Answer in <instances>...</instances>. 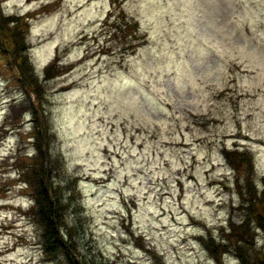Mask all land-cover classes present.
I'll use <instances>...</instances> for the list:
<instances>
[{
    "label": "rangeland",
    "instance_id": "1",
    "mask_svg": "<svg viewBox=\"0 0 264 264\" xmlns=\"http://www.w3.org/2000/svg\"><path fill=\"white\" fill-rule=\"evenodd\" d=\"M0 12V264H242L239 226L264 254V0ZM39 164L70 198L73 263L44 254Z\"/></svg>",
    "mask_w": 264,
    "mask_h": 264
},
{
    "label": "trees",
    "instance_id": "2",
    "mask_svg": "<svg viewBox=\"0 0 264 264\" xmlns=\"http://www.w3.org/2000/svg\"><path fill=\"white\" fill-rule=\"evenodd\" d=\"M3 18L0 12V19ZM7 20L9 22H14L15 25L13 27H10V36L13 37V48L16 47V44L18 42V39H20V32L22 30L20 24L16 20V18L7 17ZM135 20V19H134ZM129 21V22H128ZM127 25L132 24L130 20L127 21H121L118 22L113 30V32H119L123 28L125 29V24L121 25L120 23H125ZM19 24V25H18ZM16 26V27H15ZM135 29V28H134ZM18 38V39H17ZM12 39V38H11ZM17 41H16V40ZM15 45V46H14ZM20 62V64L26 60L24 57H21V59H16ZM17 61V62H18ZM39 168V170H38ZM31 173H34L37 175L36 178H34L30 183H33L35 188L33 189L35 194V200L33 201L32 210L33 213L35 212L38 216V220L44 225V230L42 231V234L44 235L43 240V250L44 254H48V252H54L55 250H59V252L66 257H69V260L72 261L71 254V245H69V241L64 240L59 235V228L58 224L60 223V220L63 219V212L67 210L68 205L70 203L69 196L63 197V191L64 189L59 186L52 185L51 181H45L44 176L49 175L48 169H45V167L42 164L34 165L30 167ZM39 176V177H38ZM63 190V191H62ZM64 198V199H63ZM64 200V201H63ZM256 218L260 222L261 220H264L263 214L261 212H257L255 214ZM241 225H243L241 223ZM73 234H78V231L75 229V226L70 227ZM68 234L70 235L69 229L66 230ZM238 232L237 235L238 240H247V247L243 249L239 244H234L235 248L239 245L238 251L236 255L240 258L242 264H264V254L259 255L257 251H253V247L251 242L248 240V237L246 235V232H248L247 226H239V228L236 227V230L232 228L231 233ZM238 242V241H237ZM236 243V242H235ZM50 245V250L49 246ZM237 249V248H236ZM80 257V254L78 255ZM86 263L85 259H81L79 264Z\"/></svg>",
    "mask_w": 264,
    "mask_h": 264
}]
</instances>
